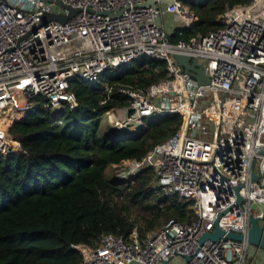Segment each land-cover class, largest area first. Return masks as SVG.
Segmentation results:
<instances>
[{
    "label": "built area",
    "instance_id": "obj_1",
    "mask_svg": "<svg viewBox=\"0 0 264 264\" xmlns=\"http://www.w3.org/2000/svg\"><path fill=\"white\" fill-rule=\"evenodd\" d=\"M50 1L0 0V112L32 113L42 106L58 117L65 107H78L70 92L74 81L101 87L104 105L116 85L101 86L103 73L142 57L164 63L163 80L120 89L128 104L104 116L127 136L167 115L180 116V127L140 160L108 169L112 182L152 169L153 196L177 197L195 214L191 222L170 219L142 237L135 226L127 236L106 233L93 244H71L79 264H245L250 216L264 233V0L230 7L218 19L220 28L187 38L182 31L195 14L180 0L152 7L139 6L149 0ZM68 9L76 13L64 23L43 21ZM164 15L171 20L168 34ZM175 32L179 39L172 41ZM174 55L202 65L208 84L199 85ZM20 150L0 128V154ZM216 220L224 234L243 239L199 244Z\"/></svg>",
    "mask_w": 264,
    "mask_h": 264
},
{
    "label": "trees",
    "instance_id": "obj_2",
    "mask_svg": "<svg viewBox=\"0 0 264 264\" xmlns=\"http://www.w3.org/2000/svg\"><path fill=\"white\" fill-rule=\"evenodd\" d=\"M195 14L182 36L221 27L218 19L230 7L252 0H180ZM177 32L171 40L177 41ZM165 78L164 63L147 57L103 73V84L116 85L109 100L101 87L74 81L70 92L78 103L58 117L38 107L19 113L0 112V128L21 144L15 154H0V264H79L71 244H93L102 234L140 236L170 219L191 222L188 203L177 197H154L152 169L112 182L111 164L140 160L181 125L178 115L147 122L137 137L101 132L106 111L128 104L125 86L145 88Z\"/></svg>",
    "mask_w": 264,
    "mask_h": 264
},
{
    "label": "water",
    "instance_id": "obj_3",
    "mask_svg": "<svg viewBox=\"0 0 264 264\" xmlns=\"http://www.w3.org/2000/svg\"><path fill=\"white\" fill-rule=\"evenodd\" d=\"M47 1L51 2L50 0H47ZM158 2L172 3L173 0H149L147 2L142 3L139 6L140 7H146V6L152 7ZM56 3L59 4L60 6L64 7V8H66L60 2L56 1ZM68 10H69V14L66 16L49 15V16L44 17L43 21L47 22V21L53 20V21H58V22L64 23L76 13L75 10H70V9H68ZM107 14H109V13H107ZM174 59L176 60L178 65H180L181 67L184 68L185 72L189 73L191 76H193L196 79V81L199 85L208 84V82H209L208 77L204 75L203 70H202V65L197 64L194 59L191 60L189 57L183 56V55H174ZM143 131H144V129L141 130L139 132V134H137L135 136H129V137H132V138L137 137ZM260 155L264 156V150L261 151ZM251 180L252 181L258 180V177L255 176V174H254V165H252V167H251ZM238 190H239V188L236 189V192H238ZM241 202H242V198L238 196L237 197V203L240 204ZM248 222H249V230H248V234L246 237V241L248 242L249 245H253V246H255L259 249H262L264 251V233L262 231V228L258 225L259 219L250 216ZM223 236L226 239H231V240H236V241H241L243 239L242 236L239 234H235V233L224 234V232L218 228L217 220H216L214 223L213 232L212 233H206V234L202 235L199 239V244H202L203 242H205L207 240L215 242L216 240H218L219 238H221ZM185 260L188 262L189 257H185ZM163 264H169V263L163 262Z\"/></svg>",
    "mask_w": 264,
    "mask_h": 264
},
{
    "label": "rangeland",
    "instance_id": "obj_4",
    "mask_svg": "<svg viewBox=\"0 0 264 264\" xmlns=\"http://www.w3.org/2000/svg\"><path fill=\"white\" fill-rule=\"evenodd\" d=\"M163 20H164L165 25H166L165 34H168L170 32L168 26L171 23V20H170V18L167 17V15H164ZM116 70L117 69H114L113 71H116ZM214 97H216V96H214ZM239 107H240V103H239ZM59 110H60V108H57L55 111H59ZM100 128H101L102 133L113 134L115 132V131L113 132L112 129L107 125V118L105 116L102 119ZM258 163L259 162L257 161L256 165H255L257 172H258ZM105 174H106L107 179L112 181L111 180V170L107 168ZM188 211H190V215L192 217H194L195 214L192 211V207L190 205L188 206ZM256 250H257V247H255L253 245L248 246V254L246 257L245 264H249L251 262V260L253 259L252 253H255ZM254 264H264V251L262 249L258 248V252L256 254V257L254 258Z\"/></svg>",
    "mask_w": 264,
    "mask_h": 264
}]
</instances>
